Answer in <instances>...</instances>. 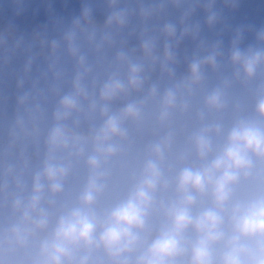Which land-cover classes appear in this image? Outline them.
I'll return each instance as SVG.
<instances>
[{
	"label": "clouds",
	"instance_id": "1",
	"mask_svg": "<svg viewBox=\"0 0 264 264\" xmlns=\"http://www.w3.org/2000/svg\"><path fill=\"white\" fill-rule=\"evenodd\" d=\"M0 264H264V0H0Z\"/></svg>",
	"mask_w": 264,
	"mask_h": 264
}]
</instances>
